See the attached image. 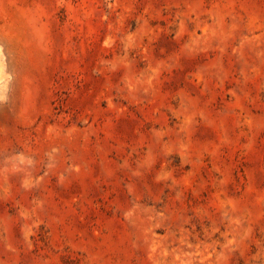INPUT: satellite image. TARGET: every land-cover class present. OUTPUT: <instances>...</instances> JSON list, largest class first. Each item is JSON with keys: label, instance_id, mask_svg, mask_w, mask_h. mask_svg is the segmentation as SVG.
Here are the masks:
<instances>
[{"label": "rangeland", "instance_id": "374dc122", "mask_svg": "<svg viewBox=\"0 0 264 264\" xmlns=\"http://www.w3.org/2000/svg\"><path fill=\"white\" fill-rule=\"evenodd\" d=\"M0 264H264V0H0Z\"/></svg>", "mask_w": 264, "mask_h": 264}]
</instances>
